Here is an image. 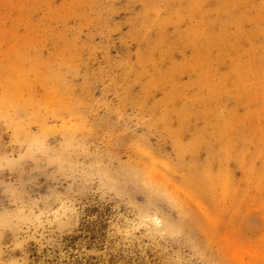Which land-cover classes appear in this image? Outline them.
Here are the masks:
<instances>
[{"label": "rangeland", "instance_id": "1", "mask_svg": "<svg viewBox=\"0 0 264 264\" xmlns=\"http://www.w3.org/2000/svg\"><path fill=\"white\" fill-rule=\"evenodd\" d=\"M0 264H264V0H0Z\"/></svg>", "mask_w": 264, "mask_h": 264}]
</instances>
